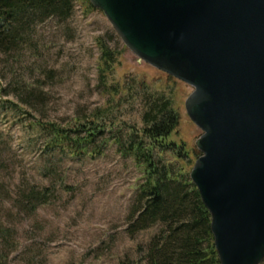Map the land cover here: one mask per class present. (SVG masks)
<instances>
[{
    "label": "rangeland",
    "instance_id": "1",
    "mask_svg": "<svg viewBox=\"0 0 264 264\" xmlns=\"http://www.w3.org/2000/svg\"><path fill=\"white\" fill-rule=\"evenodd\" d=\"M23 21L20 30H0V264L138 262L161 225L131 234L143 175L113 136L141 130L145 106L170 98L180 116L170 141L188 158L166 153L162 161L183 165L190 178L202 135L184 108L192 88L138 60L99 10L75 5L67 18ZM102 47L115 59L108 74ZM128 84L134 100L110 103L114 87L126 98ZM107 108L98 123L112 134L92 146L99 154L45 150L39 124L73 130Z\"/></svg>",
    "mask_w": 264,
    "mask_h": 264
},
{
    "label": "water",
    "instance_id": "2",
    "mask_svg": "<svg viewBox=\"0 0 264 264\" xmlns=\"http://www.w3.org/2000/svg\"><path fill=\"white\" fill-rule=\"evenodd\" d=\"M138 60L189 86L190 172L220 264L264 261V0H88Z\"/></svg>",
    "mask_w": 264,
    "mask_h": 264
},
{
    "label": "trees",
    "instance_id": "3",
    "mask_svg": "<svg viewBox=\"0 0 264 264\" xmlns=\"http://www.w3.org/2000/svg\"><path fill=\"white\" fill-rule=\"evenodd\" d=\"M75 5L86 13L94 11L88 0H0V30L2 27H7V33L20 30L23 28V18L35 15L67 18ZM14 40L12 37L9 42ZM101 49V72L108 74L115 59L113 53L104 47ZM128 86L126 98L119 87H114L110 93V103H117V99L119 104L125 99L134 100L135 95L130 91L132 85ZM142 92L145 93L144 90ZM158 98V102L145 106L142 116L144 127L141 130L130 128L125 137L113 136L117 152L124 158H132L143 175V183L138 190L140 206L131 219V234L161 225L160 231L149 242L142 260L123 261L121 264H220L210 228L211 216L198 190L183 165L162 161L166 153L177 160L188 157L183 146L179 149L170 141L179 128V114L174 110L170 98ZM108 108L104 110V115L97 113L88 125L77 124L73 130L53 124H39L41 132L49 137L45 150H59L73 158L99 154L100 151L92 149V146L105 133L112 134L110 125L98 123L101 117H108ZM156 155L160 157L158 160ZM194 156L198 158L200 153L195 151Z\"/></svg>",
    "mask_w": 264,
    "mask_h": 264
}]
</instances>
